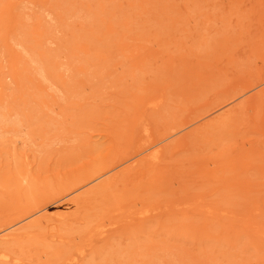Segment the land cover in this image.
I'll list each match as a JSON object with an SVG mask.
<instances>
[{"label":"rangeland","instance_id":"obj_1","mask_svg":"<svg viewBox=\"0 0 264 264\" xmlns=\"http://www.w3.org/2000/svg\"><path fill=\"white\" fill-rule=\"evenodd\" d=\"M0 105V264H264V0H0Z\"/></svg>","mask_w":264,"mask_h":264},{"label":"bare ground","instance_id":"obj_2","mask_svg":"<svg viewBox=\"0 0 264 264\" xmlns=\"http://www.w3.org/2000/svg\"><path fill=\"white\" fill-rule=\"evenodd\" d=\"M13 43L15 45H21V43L18 40H13ZM31 61H36V60L32 58ZM38 70L43 80L48 81L50 84L49 87H51L52 82H50L47 75L44 74V69L41 65H38ZM6 78H7V75H4V82L7 81ZM23 126H24L23 120L17 116V113L10 114L9 111L5 110L4 105H0V137H4L7 134H10L9 140L11 143H18V142L22 143L23 142L22 136L24 135ZM153 146L154 145L147 146L141 152H139V154L146 150H149ZM159 157H160V149L155 148V149L150 150L145 156H143L140 159V161L147 160L150 162H154L158 160ZM70 204L72 205L75 204V201H72ZM51 219L52 218H49L46 215H39L35 218V220L39 222L50 221ZM14 225L15 224H11L9 226H6L0 229V262L2 263L5 262L6 261L5 259L8 257V254L4 251L5 244L8 241L12 240V238L16 235L18 229L21 228V227L14 228L13 227ZM11 261L14 264H26L22 262V260H19V258L17 257H12ZM18 261L20 262L18 263ZM71 261L72 259H66V260H62L58 262L57 264H71ZM28 264H31V263H28Z\"/></svg>","mask_w":264,"mask_h":264}]
</instances>
